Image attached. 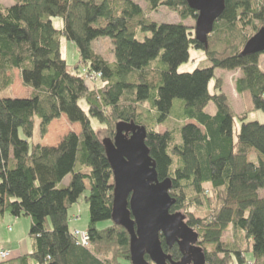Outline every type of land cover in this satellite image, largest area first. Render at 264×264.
Returning a JSON list of instances; mask_svg holds the SVG:
<instances>
[{
  "label": "trees",
  "instance_id": "obj_1",
  "mask_svg": "<svg viewBox=\"0 0 264 264\" xmlns=\"http://www.w3.org/2000/svg\"><path fill=\"white\" fill-rule=\"evenodd\" d=\"M143 1L146 9L134 0H12L0 5V91L10 88L12 71L18 70L31 92L0 97V217H29L31 241L30 253L0 264H131L129 236L111 221L113 176L91 118L112 136L118 122L145 127L157 177L170 180L169 194L175 199L170 212H184L206 264H264V122L237 117L218 80L209 90L216 69H240L236 92L248 97L252 111L264 113L259 66L264 52L241 54L264 27V0H223L206 44L196 40L193 27L148 17L166 6L182 21L196 20L186 0ZM54 18L60 19L59 28ZM138 32L150 35L138 40ZM61 37L75 44L79 64L97 75L98 88L90 89L79 65L68 69ZM105 37L113 41L112 61L91 48L92 41ZM189 48L202 50L210 67L178 73ZM210 104L213 114L206 111ZM61 116L80 130L69 131L55 145L32 141L36 125L42 138ZM171 119L175 127L154 129ZM235 119L240 121L236 131ZM86 182L88 243L83 246L69 230L68 210ZM103 221L109 224L97 228ZM229 230L231 236L223 238ZM160 240L163 251L178 261L177 245L169 248Z\"/></svg>",
  "mask_w": 264,
  "mask_h": 264
},
{
  "label": "water",
  "instance_id": "obj_2",
  "mask_svg": "<svg viewBox=\"0 0 264 264\" xmlns=\"http://www.w3.org/2000/svg\"><path fill=\"white\" fill-rule=\"evenodd\" d=\"M197 12L194 34L206 44L214 21L223 10V0H186ZM264 52V27L245 43L241 54ZM146 129L132 122H118L113 139H103L113 176L111 221L129 236L131 264H206L198 234L180 212H170L175 199L170 196V180L160 181L155 163L145 145ZM176 244L181 258L173 261L161 245ZM148 257L149 261L145 259Z\"/></svg>",
  "mask_w": 264,
  "mask_h": 264
},
{
  "label": "rangeland",
  "instance_id": "obj_3",
  "mask_svg": "<svg viewBox=\"0 0 264 264\" xmlns=\"http://www.w3.org/2000/svg\"><path fill=\"white\" fill-rule=\"evenodd\" d=\"M137 2L143 9L147 8L146 3L143 0H134ZM13 4L12 0H0V5L3 6H9ZM148 17L157 23H169V24H176L179 22H182L188 27L195 26V20L192 18H188L184 21H182L176 12L170 11L167 9L166 6H160L157 8L156 11H152L148 14ZM54 27L59 28L61 26V21L58 18H54L52 20ZM150 33H141L138 32L136 34V38L138 40H143L144 37L149 36ZM91 48L101 55L104 59L112 61L114 58L113 54V41L110 38H99L91 42ZM60 52L62 58L65 59L68 69L72 70L76 65H79V71L82 75H84L86 81L88 82V85L90 89L98 88V77L94 73H88L86 69L80 65V56L77 47L73 42L65 40L63 37L60 38ZM259 66L264 72V55L259 56ZM204 67H210L209 61L206 60V57L202 50L195 49V48H189V57L186 62H183L177 67L178 73H185V72H192L193 70L197 68H204ZM215 78H213L209 84V90L213 92L214 89V82L215 79L218 80V86L220 87L221 91L224 92L229 100V103L232 106L233 112L237 117H244L245 121H259L264 122V113L261 110L252 111V106H250L248 97L244 95H240L235 90V81L237 78L241 76V70L235 69V70H223V69H216L215 71ZM21 86V87H20ZM24 86L18 85L15 83L13 89H4L0 91V97H28L27 93L24 92ZM175 103L178 102V100L174 101ZM81 105L84 109H86V106L83 102H81ZM144 106L147 107V104H144ZM206 111L209 114L214 113V106L210 104ZM91 126L92 128L97 132L98 136L101 139H106V137H110L109 139H113L112 135H109L107 132H102L99 130V128H105L108 130V128L104 127V125L100 124L95 119L91 118ZM178 123L171 119L166 125H156L154 126V129L158 132H164L167 128L175 127ZM240 121L238 119H235L234 121V129L235 131L239 128ZM80 130V125L78 123H70L64 116L61 119L54 120L48 127L47 133L41 138L38 136L37 131V125L35 127V134L32 139L33 142H41L42 144H50L56 143L58 141V137L62 136L65 133H68L69 131H75L78 132ZM115 132V131H114ZM107 134V135H106ZM20 136H22V133L20 132ZM69 182V176L64 178L62 184L66 185ZM261 195H264V190L260 192ZM88 195V182H86V190L78 197L76 202L70 206L68 210V216H69V222L68 227L71 232L74 230L78 231H85L87 228V224L89 221V210L88 205L85 201V197ZM189 210H192V207L189 208ZM180 213H184L182 210H179ZM203 213H206L205 211ZM184 215V214H183ZM21 218V224L14 225L13 222H6L2 223V227L0 230V233L2 237L5 236V234H8L6 227L8 225V230H16V232H20L22 242L24 241L25 245L24 247H30V238L28 237V231L30 224L27 226L23 225L25 221L24 217ZM30 222V221H29ZM109 224L108 221H103L97 224V228L102 229L106 227ZM11 227V228H10ZM5 232V234H4ZM230 230L224 233L223 238H227L231 236ZM10 251V257L13 256L12 251L10 249H7ZM9 257V258H10Z\"/></svg>",
  "mask_w": 264,
  "mask_h": 264
},
{
  "label": "crops",
  "instance_id": "obj_4",
  "mask_svg": "<svg viewBox=\"0 0 264 264\" xmlns=\"http://www.w3.org/2000/svg\"><path fill=\"white\" fill-rule=\"evenodd\" d=\"M12 75H13V82H12V85L10 86L9 89H13L15 83H17L18 85L19 84L22 85L20 72L18 70H13L12 71ZM24 92L27 93V96H30V93H31L30 89L24 88ZM61 118H63V116H61L59 119H61ZM65 134H63L62 136L58 137V141L56 143H58L59 140ZM56 143H52V144L55 145ZM46 145H50V144H46ZM21 221L22 220H21L20 217L16 218V217L10 216L8 214H4L2 217H0V230H1V227H2L1 226L2 223L4 224L6 222H13V224L17 226V225L22 223ZM23 221H25L23 223V225H25V226H27V224L28 225L30 224V222H29L30 218L29 217H24ZM6 230H7L8 234H5V232H4V234H5L4 237H2V235L0 233V248L10 249L12 251V253H13L12 254L13 258L30 253V251H31V242H30V247H28V246L24 247L25 243H24V241L22 242V239H21L22 237L19 234L20 232H18V231L16 232V230L14 231V230H12V228H11V230H8V225L6 227Z\"/></svg>",
  "mask_w": 264,
  "mask_h": 264
},
{
  "label": "built area",
  "instance_id": "obj_5",
  "mask_svg": "<svg viewBox=\"0 0 264 264\" xmlns=\"http://www.w3.org/2000/svg\"><path fill=\"white\" fill-rule=\"evenodd\" d=\"M73 235L77 238L78 242L85 246L88 243V235L86 231L74 230ZM10 257V251L5 248H0V261L6 260Z\"/></svg>",
  "mask_w": 264,
  "mask_h": 264
},
{
  "label": "flooded vegetation",
  "instance_id": "obj_6",
  "mask_svg": "<svg viewBox=\"0 0 264 264\" xmlns=\"http://www.w3.org/2000/svg\"><path fill=\"white\" fill-rule=\"evenodd\" d=\"M173 245H176V244H173ZM173 245H172V246H173ZM172 246H171V247H172ZM171 247H169V248H171ZM180 254H181V253H180ZM180 258H181V257H180Z\"/></svg>",
  "mask_w": 264,
  "mask_h": 264
}]
</instances>
